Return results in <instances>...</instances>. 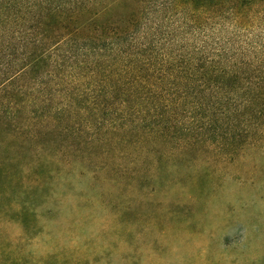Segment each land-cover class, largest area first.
Instances as JSON below:
<instances>
[{"label":"trees","instance_id":"trees-1","mask_svg":"<svg viewBox=\"0 0 264 264\" xmlns=\"http://www.w3.org/2000/svg\"><path fill=\"white\" fill-rule=\"evenodd\" d=\"M0 92L57 155L40 135L84 112L88 150L247 133L216 124L264 116V0H0Z\"/></svg>","mask_w":264,"mask_h":264},{"label":"rangeland","instance_id":"rangeland-1","mask_svg":"<svg viewBox=\"0 0 264 264\" xmlns=\"http://www.w3.org/2000/svg\"><path fill=\"white\" fill-rule=\"evenodd\" d=\"M10 105L0 92V264H264V116L217 122L237 136L120 151L119 136L88 150L84 112L40 135L57 155L25 147Z\"/></svg>","mask_w":264,"mask_h":264}]
</instances>
